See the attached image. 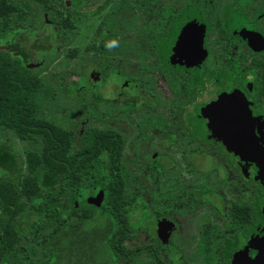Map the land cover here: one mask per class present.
<instances>
[{"label": "flooded vegetation", "instance_id": "af4514ba", "mask_svg": "<svg viewBox=\"0 0 264 264\" xmlns=\"http://www.w3.org/2000/svg\"><path fill=\"white\" fill-rule=\"evenodd\" d=\"M68 1L59 3L70 10L58 12L70 18L76 38L88 42L86 84L120 86L100 104L105 120L90 123L121 140L134 197L125 244L136 242L135 261L155 264V252L162 264H206L210 251L209 263L232 264L241 251L253 260L264 244V204L256 206L264 203V176L224 146L202 110L233 96L231 105L249 114L264 147V0ZM62 33L56 48L67 43ZM112 41L117 44L109 47ZM189 101L191 122L181 117ZM190 128L196 133L188 134ZM224 155L240 165L242 181L219 163ZM205 157L215 172L197 168ZM200 210L210 220L200 222Z\"/></svg>", "mask_w": 264, "mask_h": 264}, {"label": "trees", "instance_id": "16d2710c", "mask_svg": "<svg viewBox=\"0 0 264 264\" xmlns=\"http://www.w3.org/2000/svg\"><path fill=\"white\" fill-rule=\"evenodd\" d=\"M58 3L0 0V264H59L65 259L72 264H139L137 251L125 244L132 234L130 172L123 166L120 137L90 123L94 107L106 101L84 87L89 65L82 72L53 75L67 97L85 104L73 123L60 125L40 111L38 94L44 85L35 71L57 54L60 32L70 30V18L62 20ZM45 29L52 30L50 38L40 42L34 62L37 54L27 50V43ZM74 75L76 82H71ZM5 132L26 143L23 164L3 139ZM99 191L100 206L89 204V196ZM150 255L153 263L162 264L160 255ZM209 260L206 264H214Z\"/></svg>", "mask_w": 264, "mask_h": 264}, {"label": "rangeland", "instance_id": "374dc122", "mask_svg": "<svg viewBox=\"0 0 264 264\" xmlns=\"http://www.w3.org/2000/svg\"><path fill=\"white\" fill-rule=\"evenodd\" d=\"M84 3H81V5ZM60 6H61L60 3H58L57 8H59ZM32 7L35 8V7H37V5L32 4ZM61 7H63V6H61ZM61 7H60V9H61ZM30 16L31 15L28 16L26 24H28L29 21H31ZM48 35H49V30L45 29L40 35H38V37H36L34 39L30 38V42L27 43V50L28 51L30 50L29 52L32 53L33 56H35L39 52L38 50H40L39 49L40 47L38 45L40 44V42L41 43L45 42L44 40L46 39V37ZM61 35L64 38V40L66 39L65 42H67V43H65L64 45L58 46L57 54L50 58L51 59L50 62L45 67H43L39 70H36L35 74L38 77V79L40 80V82L42 83V85H44V87H42V89L40 90V92L38 94V100H39L41 113L45 116V118L50 119V120H52L55 123H58L60 125L66 126V125L73 123L76 120L77 116H75V115L78 114V112L85 106V104H80L77 102V100L72 99L70 97H67V95L55 83V81L57 79L53 78V75L54 74H58V75L60 74V76H61V74L69 73L71 71L75 72V73L82 72V67L90 59L91 52H90V48L88 47V42L82 41L83 37H81V36H80L81 38L77 39L76 35L71 30L64 29L63 33ZM32 44L37 45V46H34L32 48L31 47ZM71 51L75 52L73 57L70 56ZM100 59H102V58L100 57ZM38 60H39V55L37 54L35 56V58L32 59V61L38 62ZM70 80H71V82H76V76L75 75L72 76L70 78ZM106 82H105V84H103L104 83L103 81L98 82L96 87H91V86L88 87L89 85H87V84L84 85V87L86 89L89 88L93 93L95 92L94 94L97 95V97L99 96L100 98L104 99V98H107V97L114 95L115 91L112 88H115L118 90L120 87V86H115V83H113V84H111L112 88H110L107 80H106ZM83 96H88V95L85 92L83 94ZM111 98H113V97H111ZM88 103L89 102H87V105H88ZM192 103H193L192 101H189L188 103H186L187 107L183 108L182 114H181V117L184 120L190 121V122L194 121V119L188 118V114H186V113L192 109V107H191ZM88 108H91V107L88 106ZM92 108H93V106H92ZM94 109L96 112V116L92 117L93 121H97V122L104 121L105 120L104 113L106 112V108L104 107V105H101V106L98 105V106L94 107ZM116 120H119V118H116ZM121 121L122 120H119L117 122V124L123 125V123H121ZM200 130H201L200 132H204V134L201 135L200 141L206 142L207 141L206 136L208 134V131H206L202 126H201ZM187 133L188 134H192V133L195 134L196 132L194 131V129L190 128V130H188ZM3 139L7 140L10 143V145L12 146L14 151L19 155V160L23 164L24 159H25V152H26V149L28 148L26 143H23L20 140H18L10 132H5ZM173 146H175V145H173ZM207 146L209 148L212 147L214 149V148H217L216 146H218V145L210 142V143H208ZM173 148H176V147H173ZM176 156L179 157V155H176ZM198 161L199 162L197 163V165H198L197 168L201 169V171H205V170L210 169L208 172H215L214 167H212L213 164L208 158H206V157L205 158H198ZM219 161L218 162L223 164L227 168V170H229L230 172H238V177H239L238 179L241 181L243 180V177L240 173L241 170H240L239 164L238 165L235 164V162L232 161V159L230 157H225V155H224V158H220ZM262 204H264L262 199L258 203L256 201V206H258L257 210L259 207H261ZM195 216L198 218L202 217L200 219V222L203 220V218H205V220L207 221V219L210 220V217H211L210 214L205 210L198 211V213ZM131 221L135 222V217H133ZM135 243L136 242L133 241L132 243H128L127 246L129 248H134ZM22 248L24 251L27 250L26 247H24V246H22ZM59 264H72V263L71 262L67 263L66 259H65ZM119 264H128V263H124L122 260H119Z\"/></svg>", "mask_w": 264, "mask_h": 264}, {"label": "water", "instance_id": "95a60500", "mask_svg": "<svg viewBox=\"0 0 264 264\" xmlns=\"http://www.w3.org/2000/svg\"><path fill=\"white\" fill-rule=\"evenodd\" d=\"M66 2L69 5V1ZM178 36V40L183 39L184 31H180ZM195 56L194 62L200 55ZM233 100V96L223 97L207 105L202 113L209 120V128L215 136L222 139L224 146L242 161L255 163L260 175L264 176V147L257 142L249 114L242 108L232 106ZM102 199L103 193L99 191L95 197L88 198L87 202L100 206ZM260 250L253 260H248L245 251H241L235 256L232 264H264V244Z\"/></svg>", "mask_w": 264, "mask_h": 264}, {"label": "clouds", "instance_id": "9594fccd", "mask_svg": "<svg viewBox=\"0 0 264 264\" xmlns=\"http://www.w3.org/2000/svg\"><path fill=\"white\" fill-rule=\"evenodd\" d=\"M116 44H117L116 41H112L111 44L109 45V47L114 46V45H116Z\"/></svg>", "mask_w": 264, "mask_h": 264}]
</instances>
